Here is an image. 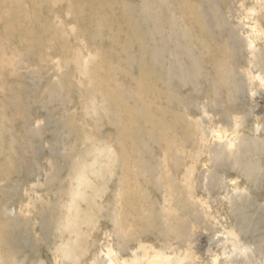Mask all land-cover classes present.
<instances>
[{
    "label": "rangeland",
    "instance_id": "1",
    "mask_svg": "<svg viewBox=\"0 0 264 264\" xmlns=\"http://www.w3.org/2000/svg\"><path fill=\"white\" fill-rule=\"evenodd\" d=\"M7 1L0 264H264V0Z\"/></svg>",
    "mask_w": 264,
    "mask_h": 264
},
{
    "label": "bare ground",
    "instance_id": "2",
    "mask_svg": "<svg viewBox=\"0 0 264 264\" xmlns=\"http://www.w3.org/2000/svg\"><path fill=\"white\" fill-rule=\"evenodd\" d=\"M8 4L7 0H4L3 2V6L5 4ZM6 4V5H7ZM34 6V4H33ZM5 7V6H4ZM2 9V8H1ZM142 53L147 54L148 56H150L153 60H157L159 55L161 54V51L159 50L158 47L151 45L148 43L145 44V42H142V45L140 46ZM98 69H96V71L94 73L97 72ZM85 74H86V79H89L91 82H97L98 80V75L96 76L95 74L91 73L88 71V69H84L82 70ZM109 102L111 105L116 106L119 102L114 98V96H112L109 99ZM145 128L142 126H139L138 124L131 129V136L135 137L136 139H139L142 136V133L144 132ZM170 140V139H169ZM167 140V144H170L171 141ZM244 143L243 140H241V144ZM256 166V165H254ZM142 184H138V183H134V184H129V185H125L123 189H121V192L119 191V197H120V202H121V206L129 208V209H134L136 211H138L139 214H141L144 218L146 217V215H149V212L151 209H154L153 206H155V201L152 199L151 201L149 200V195L146 191L145 188L141 186ZM172 183H170V185H163L161 187L166 188V190H172ZM166 198H170V194L167 195ZM166 201H170V199H166ZM134 199H139L140 201H147L146 204L147 206H142V205H138V202H135ZM120 211V210H119ZM176 209L175 208H170L168 205L167 206H162L159 210H153L152 215L153 218H164L166 221L170 220L171 221L168 223L171 224L172 222H174L173 217L174 214H176ZM118 218V217H117ZM179 227L181 226V224L178 225ZM115 228L117 230V239L120 240L121 242H128L130 240L129 234L125 231V227L124 224L122 222V220L116 219L115 221ZM145 255H143L141 257V260L144 261ZM138 261V258H137ZM145 262V261H144ZM166 257L165 256H160V257H156L155 259H153L152 261L147 262V264H166Z\"/></svg>",
    "mask_w": 264,
    "mask_h": 264
}]
</instances>
